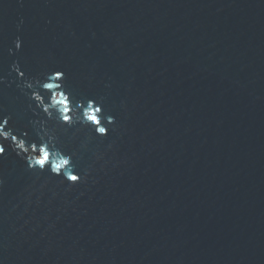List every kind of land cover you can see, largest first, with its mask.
<instances>
[{"label": "water", "instance_id": "95a60500", "mask_svg": "<svg viewBox=\"0 0 264 264\" xmlns=\"http://www.w3.org/2000/svg\"><path fill=\"white\" fill-rule=\"evenodd\" d=\"M0 125V264H264V0H0Z\"/></svg>", "mask_w": 264, "mask_h": 264}, {"label": "snow or ice", "instance_id": "6c2138e0", "mask_svg": "<svg viewBox=\"0 0 264 264\" xmlns=\"http://www.w3.org/2000/svg\"><path fill=\"white\" fill-rule=\"evenodd\" d=\"M54 72H55L57 77H61V76L64 75V73L61 70H54ZM22 75H23V73H22ZM45 87L51 88L52 85L51 84H46ZM61 102L63 103V101H61ZM64 111L67 112L68 109L65 108ZM97 111H100V110L97 109ZM64 117H65L66 120L69 119V117L67 115H65ZM89 119L95 122L97 118H96V116L92 115V116L89 117ZM0 126H2V125H0ZM99 132L100 133H105L106 129L101 127V128H99ZM4 134L6 135L7 133H4ZM4 151H5V149L3 147H0V154H3ZM40 152L43 153V159L38 160L37 163L39 165H44L45 162L49 159V154L43 148L40 149ZM63 163H67V161H64ZM57 168H59V165H57ZM71 179L75 181V180H78V177L72 176Z\"/></svg>", "mask_w": 264, "mask_h": 264}, {"label": "clouds", "instance_id": "9594fccd", "mask_svg": "<svg viewBox=\"0 0 264 264\" xmlns=\"http://www.w3.org/2000/svg\"><path fill=\"white\" fill-rule=\"evenodd\" d=\"M15 45H16L17 48L20 47V40H19V38H17V40L15 41ZM13 67H14V65H13ZM16 69L18 70V68H16ZM19 74L22 75V73H19ZM63 120L67 121L65 119V117H63ZM13 139H16V137H13ZM41 159H43V153H42L41 157L38 160H41Z\"/></svg>", "mask_w": 264, "mask_h": 264}]
</instances>
